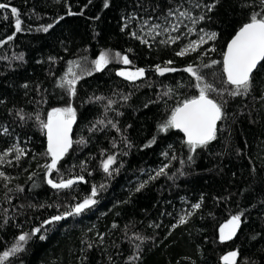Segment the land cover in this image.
I'll use <instances>...</instances> for the list:
<instances>
[{
    "label": "trees",
    "instance_id": "1",
    "mask_svg": "<svg viewBox=\"0 0 264 264\" xmlns=\"http://www.w3.org/2000/svg\"><path fill=\"white\" fill-rule=\"evenodd\" d=\"M247 2L220 0L215 10L207 13L210 19L197 26V31L204 28L218 33V38L203 45L199 53L178 57L175 53L198 39L196 34L170 46L159 44L163 37H157L149 47L130 36L136 21L121 31L133 13L145 18L164 13L171 6L167 0H110L108 8L103 7L104 0H0L18 9L24 29L0 47V57H7L0 59V133L8 130L0 134V152L14 143L27 152L18 163L13 153L7 158L11 166L0 165V171L12 178L10 182L0 179V252L22 232H30L42 221L66 211L67 205L82 200L93 184L107 185L92 210L42 230L46 238L33 237L11 264H128V257L135 254L139 259L131 264H222L221 257L233 250L239 251L238 264H264V69L254 72L247 95H224L225 118L218 122L217 138L196 153H189L183 135L175 129L158 131V125L169 118L179 102L198 95L196 81L183 71L160 76L154 70L155 65L163 67L168 60L174 61L170 66L177 69L222 61L227 43L254 10L241 7ZM184 6L193 15L204 11L192 8L189 0H184ZM69 8L83 15L69 16ZM4 15L9 19L4 20ZM14 22L10 9L0 10V40L13 34ZM185 23L191 27L190 22ZM48 24L54 27L47 33L37 31ZM213 46L215 51L200 56ZM105 50L127 54L133 64H110L103 72L84 75L72 99L57 87L68 61L87 57L85 67L91 68V60ZM20 53L24 55L22 61L15 58ZM125 67L145 68L146 76L134 85L116 75ZM202 71L207 82L225 87L221 64ZM169 89L173 91L165 95ZM126 95L130 98L124 101ZM211 95L221 101L220 96ZM94 97L105 99L95 101ZM108 99L116 103L105 114ZM69 104L76 109L74 143L61 161L60 172L65 179L84 175L88 183L77 185L75 190L57 191L45 182L42 166L50 157L46 156L45 134L36 117L46 121L50 110ZM21 110L23 120L18 115ZM100 119L106 126L96 124ZM108 120L120 131L107 124ZM153 137L156 142L145 147ZM81 138L87 143H75ZM102 150L117 154L118 165L123 164L111 178L100 168ZM164 152L177 156L166 170L173 179L162 175L136 192L139 182L169 163ZM190 154L193 162L189 164ZM180 160L186 163L182 166ZM82 164L86 165L83 171ZM52 178L59 180L60 175L53 173ZM201 198V208L193 210L191 205ZM56 205H60L59 210ZM188 212L193 214L187 223L173 227L179 216ZM240 212L242 224L236 237L220 243L219 226ZM114 223L118 227L113 228ZM135 234L146 239L130 243ZM136 243L142 249L138 253Z\"/></svg>",
    "mask_w": 264,
    "mask_h": 264
},
{
    "label": "snow or ice",
    "instance_id": "2",
    "mask_svg": "<svg viewBox=\"0 0 264 264\" xmlns=\"http://www.w3.org/2000/svg\"><path fill=\"white\" fill-rule=\"evenodd\" d=\"M220 0H213L212 3H203V0H189L192 8L203 9L199 15H193L190 8L184 6V0H179L177 3H173V0H167V3L171 5L166 9V11L155 17L149 15L146 18L143 16H137L135 13L128 16L121 28V31L129 29L132 22L136 21V29L130 31V36L133 39L139 40L141 44L152 46L150 41H156L157 37H163L158 42L162 45H175L178 44L182 39H186L192 34H196L198 39L190 40L187 44L180 48L179 51L175 53L178 57H185L191 53H199L203 45L209 43V41H215L218 38V33L207 32L204 28H199L197 31V26L210 19L207 13L215 10L216 6L219 4ZM91 3V0H89ZM110 6V0H104L103 7L108 8ZM241 7L253 8L254 10L249 13L247 22L243 23L232 39L228 42L226 50L223 52L222 61L212 60L211 63H200V64H188L183 69H177L171 67L174 63L172 60L165 62V65H155V72L160 76L165 75L169 72L183 71L188 73L196 81L194 87L198 90V95L191 98L184 99L179 102L178 105L171 111L169 118L158 125V131L160 133H167L170 129H178L184 134L185 140L184 144L187 146L189 153H196L197 149L205 148L207 145L217 138L218 122L225 118L224 105L227 103L223 100L225 94L231 97H237L242 95H247L252 88L253 74L259 69H264V0H248L247 3L242 4ZM159 8V5L152 8L155 12ZM10 9V15L15 17L14 22V32L12 35L7 36L5 39L0 40V47L9 43L15 39L17 33L22 32V20L20 19V13L16 7H12L6 3H0V10ZM147 11V9H146ZM67 15H83V12L75 13L68 9ZM4 20L9 19L8 15L3 16ZM60 20L64 17H60ZM99 19V17H96ZM185 21L190 22L191 27L185 23ZM59 21H57L58 23ZM53 24H48L46 26H41L37 31H43L47 33ZM186 29V31H182ZM215 47H210L205 52L200 53V56L207 55L208 52L215 51ZM128 49V52H131ZM18 60H23L24 55L20 53L15 57ZM0 59H7V57H0ZM87 62V57H83L80 60H70L68 61V67L65 74L58 80L57 87L62 89L67 93L70 99L75 98L77 95V84L83 79L84 75L91 76L94 72H103L110 64H122L124 66L132 65L133 61L129 59L127 54H122L121 52L112 53L111 51H101L99 55L91 60V68H86L85 63ZM217 64L222 65L223 76L226 79L223 80L225 87L217 88L214 84L207 82L205 75L203 74V69L211 68ZM145 68H120L116 71V75L124 78L125 80L131 82L135 85V82L142 80L146 76ZM27 87V85H24ZM227 86H231L230 88ZM173 90L169 89L165 95H169ZM215 93L221 97V101L213 98L211 94ZM130 96H123L122 99L127 101ZM264 98V97H262ZM104 97H94L95 101L104 100ZM116 101L108 99L105 105V114L107 111H111L112 105ZM147 106V105H146ZM20 119L23 120L25 117L21 113ZM117 115H122V113L117 112ZM36 119L39 121V125L44 131L47 137V149L46 156L50 157V162L44 164L42 167L46 170L44 173L45 182L57 191L61 190H75V187L81 183H88L84 175L70 176L65 179L63 174L60 172L61 161L68 154L69 149L72 148L74 141L72 140V126L76 123V109L69 104L67 107L53 108L47 113V120H40L39 115ZM96 124L105 125V120L100 119L96 121ZM107 124H111L112 128L116 131H120L116 123L111 120L107 121ZM106 126V125H105ZM95 125H93V129ZM7 128L3 129V133L7 134ZM126 142V137H123ZM156 142V137H153L145 147H151ZM78 144H86L83 138L79 141H75ZM127 147H131L130 144H126ZM113 147L116 144L113 143ZM15 154L14 159L18 163L22 157L27 155L24 148L20 147L18 144H12L4 151L0 152V165L8 164L11 166L12 161L7 158ZM123 155H127L124 152ZM101 156L104 157L100 162V168L106 177L111 178L114 174H118L120 168L123 164L118 165L117 154H106L105 150H102ZM163 156L169 163L163 164L158 170H155V174H149L148 179L138 183L135 191L139 192L147 186L150 181L158 179L160 176H167L168 179H173V176H168L167 169L171 166V161L176 160L177 156L172 155L169 157L168 152H164ZM193 162V155H188L187 163ZM186 163L185 160H180V164L183 166ZM118 165V166H117ZM85 164L81 165L82 171L85 168ZM115 166V167H114ZM181 175L184 173L178 169ZM53 173L60 175V179L56 180L53 177ZM35 175V174H32ZM91 175V172L88 173ZM32 176H29L31 179ZM0 179L6 182L11 181V177L7 176L5 172L0 171ZM106 184H100L99 186L93 184L91 186L90 193L85 196L79 202H75L71 205H67V210L61 212L57 215H53L50 218L42 221L39 226L32 228L30 232H22L15 238V242L4 250L0 252V264H11L12 258L17 257L20 253L25 251V246L33 238L38 236L40 240L46 238L45 235L41 234L42 230L47 231L49 226H53L62 220L69 217H79L86 212L92 210L97 204L100 192L105 190ZM18 191H23V188H18ZM75 200V197L73 198ZM203 198L200 202L191 205L193 210H199L202 206ZM51 207V205L49 206ZM57 210H59L60 205H56ZM193 213L188 212L187 215L179 216L178 222L173 227H178L187 223V218ZM243 212L231 215L230 218L220 226L219 228V242L225 243L227 241L233 240L237 232L241 228ZM5 219L4 223H7ZM113 228L118 227L115 223L112 225ZM159 227V225H156ZM133 239L135 241H140L141 243L146 239L145 237L135 234L134 238L130 237L129 242L132 243ZM100 240H103V236H100ZM92 245L88 244V248ZM134 248L137 253L142 250L140 244H134ZM139 255L135 254L128 257V264L138 260ZM239 251L233 250L221 257L222 264H238Z\"/></svg>",
    "mask_w": 264,
    "mask_h": 264
},
{
    "label": "water",
    "instance_id": "3",
    "mask_svg": "<svg viewBox=\"0 0 264 264\" xmlns=\"http://www.w3.org/2000/svg\"><path fill=\"white\" fill-rule=\"evenodd\" d=\"M234 36V35H233ZM232 36V37H233ZM232 39V38H231ZM230 39V40H231ZM229 40V41H230ZM228 44V43H227ZM227 46V45H226ZM225 50H226V47H225ZM157 74V73H156ZM159 75V74H158ZM74 126H75V124H73V126H72V133H71V137H72V135H73V130H74ZM176 131H178V132H180L178 129H175ZM182 135H183V137H184V134L182 133V132H180ZM184 140H185V137H184ZM45 141H46V144H47V137H46V135H45Z\"/></svg>",
    "mask_w": 264,
    "mask_h": 264
},
{
    "label": "rangeland",
    "instance_id": "4",
    "mask_svg": "<svg viewBox=\"0 0 264 264\" xmlns=\"http://www.w3.org/2000/svg\"><path fill=\"white\" fill-rule=\"evenodd\" d=\"M64 107H67V106H64ZM56 108H62V107H56ZM50 111H51V110H50ZM224 223H225V222H224ZM224 223H222V224H224ZM222 224H221V225H222ZM221 225H220V226H221ZM220 226H219V228H220Z\"/></svg>",
    "mask_w": 264,
    "mask_h": 264
}]
</instances>
